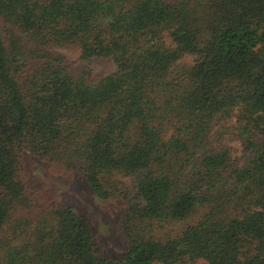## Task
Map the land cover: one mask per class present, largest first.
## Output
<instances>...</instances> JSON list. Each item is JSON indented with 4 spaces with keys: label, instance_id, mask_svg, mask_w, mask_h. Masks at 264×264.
Listing matches in <instances>:
<instances>
[{
    "label": "trees",
    "instance_id": "obj_1",
    "mask_svg": "<svg viewBox=\"0 0 264 264\" xmlns=\"http://www.w3.org/2000/svg\"><path fill=\"white\" fill-rule=\"evenodd\" d=\"M25 153L124 200L118 258L36 200ZM196 261L264 264V0H0V264Z\"/></svg>",
    "mask_w": 264,
    "mask_h": 264
},
{
    "label": "rangeland",
    "instance_id": "obj_2",
    "mask_svg": "<svg viewBox=\"0 0 264 264\" xmlns=\"http://www.w3.org/2000/svg\"><path fill=\"white\" fill-rule=\"evenodd\" d=\"M165 41L170 39L165 35ZM53 52L63 55L71 63L72 73L78 76L83 68L88 66L95 78H102L111 74L115 67L111 61L95 58L90 64L80 60V50L77 47L58 48ZM192 57L187 56L184 64H191ZM234 120L222 122V126L231 127ZM220 125V126H221ZM220 131L219 126L213 130ZM229 137V136H228ZM224 139V137H223ZM230 148L234 161L242 163L244 159V145L241 141L224 139ZM22 175L36 200L45 205L69 206L76 214L86 220L93 233L94 240L101 252L110 259H116L125 249V239L121 231V219L126 210V203L121 198L102 201L97 199L87 185L75 174L64 170L54 162L41 161L28 153L23 156ZM125 184L129 178L117 177ZM186 264H204L202 261Z\"/></svg>",
    "mask_w": 264,
    "mask_h": 264
}]
</instances>
